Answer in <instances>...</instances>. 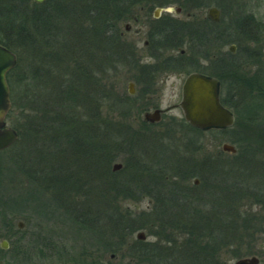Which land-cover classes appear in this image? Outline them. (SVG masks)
<instances>
[{
  "label": "trees",
  "instance_id": "1",
  "mask_svg": "<svg viewBox=\"0 0 264 264\" xmlns=\"http://www.w3.org/2000/svg\"><path fill=\"white\" fill-rule=\"evenodd\" d=\"M153 2L155 0H44L41 3L33 0H0V43L16 55L15 66L6 74L12 104L6 120L17 132L18 139L22 140L27 134L32 139L33 135L43 131L56 135L55 128L60 126L63 127L64 136L70 130L80 136L88 124L93 122L94 130L85 134L81 142L78 140L76 149L81 148L83 161L89 159L93 163L88 170L97 169L92 173L103 184V190L98 191L102 192L99 195H103L104 202L114 203L120 196H141L143 190L155 200L151 214L143 213L144 219L139 221V225L140 228L146 224L154 227L153 233L163 235L166 240L164 243L159 240H137L133 249L135 264H219L216 257L220 251L239 241L238 236L231 232L234 228L236 230L239 222H244L247 229L250 224L253 230L246 233L249 238H253L259 230L264 231V188L252 183L259 194H255L256 202H261L263 210L253 214L240 206L243 201L241 195L249 191V185L238 177H232L235 172L245 173L249 170V153H264V72L256 82L251 79L248 83L245 80L238 83L242 88L250 87V90L252 85L258 86L255 92L251 90L247 93L245 89L239 92L243 98L236 104L224 101L236 114L231 128L208 129L219 131L220 134L228 129L231 131L228 139L237 151L231 154L229 162L224 163L218 157H205L208 164H198L197 169L188 163V159H181L183 162H180L181 157L167 154V148L162 150L161 143H158L161 155L150 157V161L142 160L140 155L136 157V151L145 153V149L139 145V139L152 136L151 131L147 132L150 129L148 123L141 122L144 128L137 130L128 123H119L107 117L96 119L97 111H93V102L98 103L96 99L100 97L103 103L105 101L109 104L110 115L116 112L125 120L133 116L134 95H115L101 80L105 78L106 72L118 65L126 64L130 68L136 65L133 60L118 57L121 42L113 32L118 22L127 18L125 15L133 5ZM62 7L69 9L65 16L60 14ZM106 28L110 34L105 38ZM66 35H75L85 40L75 42L68 50V46H61ZM37 43H41L45 49L44 55L40 57L42 62L35 56H26L27 51L33 54L36 52ZM69 61L71 66H68ZM233 73H238V67L233 68ZM85 118L89 120L85 121ZM76 123L77 126H74ZM180 123L189 130L202 132L188 125L184 119ZM66 138L65 142L72 140L68 136ZM186 147L192 149L190 152L194 150L193 144L186 143ZM120 149L130 153L126 160V173L131 171L130 180H126L125 175V180L115 178L109 171L111 156ZM257 165L264 169V159L256 157L255 167ZM201 169L205 172L202 180L204 185L199 190L201 195L197 196L201 198L205 193L213 202L216 201L208 209L209 212L202 213L196 209L193 214H188L189 205L174 206L179 200L186 202V198L189 202L188 197H193L191 191L198 186L186 188L187 192L183 196H175L174 191L154 195L155 187H161V182L169 176L165 174L166 170L174 172V178L185 179L189 172L198 173ZM23 170L25 173L30 172L25 168ZM31 170L33 175H29L34 181L38 178V186L42 176H50L55 172L54 169L46 172L41 169ZM108 179L109 191L105 192V180ZM90 183L91 180L83 184ZM136 190L141 193L134 195L133 191ZM75 194L87 195L82 191ZM109 205L110 214L103 209L106 217L104 224H107L111 232L123 235L133 223H125L120 215L116 217ZM172 207L173 215H168ZM169 226H179L187 239L175 246L171 234H166Z\"/></svg>",
  "mask_w": 264,
  "mask_h": 264
},
{
  "label": "rangeland",
  "instance_id": "2",
  "mask_svg": "<svg viewBox=\"0 0 264 264\" xmlns=\"http://www.w3.org/2000/svg\"><path fill=\"white\" fill-rule=\"evenodd\" d=\"M209 1L211 2L210 5L217 2L222 8L221 27L224 37L222 38V57L228 56L225 52L230 44L236 45V53L231 57L238 63V73L234 74L233 81L236 80L237 90L240 92V85L237 83H243L244 80L245 83H248L251 79L256 82L263 76L264 0ZM60 9L62 16L67 15L68 8L63 9L62 7ZM247 14H251L253 20L257 22V25L254 26L253 24V32L250 31V23L244 18H240ZM177 18H184V16L180 15ZM135 27L136 25L132 24L130 36L134 34ZM121 29H123L122 26ZM84 40L75 35H66L61 46H68L67 49L70 50L69 47L73 46L75 42ZM37 45L36 52L33 54L27 51L26 56H35L42 62L40 57L44 55L45 49L41 43H37ZM59 49H61L60 46ZM141 61L144 63L152 60L142 58ZM68 66H71V61L68 62ZM136 71L135 68H130L126 64L124 66L118 65L105 73L106 76L101 80V83L115 95H123L128 93L127 83L136 77ZM134 86L135 110L133 116L125 120L116 112L110 115L109 104L105 101L103 103L99 97L98 100L96 99L98 103L93 102V111L94 113L97 111L96 119L107 117L112 121L128 123L133 129L142 130L144 127L141 126V122H145L142 115L147 105L140 103L139 99L136 98L139 85L135 84ZM158 92L161 97L160 107L165 108L166 104L174 100L180 93L179 83L170 78ZM111 116L115 117L112 118ZM92 117L94 119V116ZM182 119L180 109L172 107L162 115L160 121L146 122L150 128L147 132L151 131L152 136L139 139V145L145 149V153L136 151L135 156L140 155L142 160L149 159L150 161V157L162 154V146V150L167 148V154L181 157L180 162H183L181 159H188V163L193 164L197 169L198 164H201L200 166L204 162L208 164L207 157H218L224 163L229 162L232 153L222 151L220 148L223 142L235 147L228 139V135L231 134L229 129L221 134L218 133L219 131H209L208 129H200L202 132H196L181 124ZM84 120L89 119L85 118ZM63 122V126H65L66 123ZM74 126H77V123ZM93 126V122H90L80 136L74 135L73 131L70 130L69 134L66 135L72 139L70 142H65L66 136L63 134V127L60 126L55 128L56 135L43 131L41 134L33 135L31 139L27 134L23 140L19 138L10 148L0 151V232L2 233L11 222L15 221L14 224L18 220L24 222L23 229L19 230L14 237H8L11 264H72L78 260L97 258L102 259L107 264H135L133 249L137 240L165 242L166 239L163 235L153 233L154 227H149L146 224L140 228L139 221L144 219L143 213L151 214V207L155 203L153 198L145 194L146 191L143 190L142 193L140 190L133 191L134 195H137L138 192L142 194L134 198L118 195L120 197H115L114 203H107V201L105 203L103 195H99L102 192L98 190H103V184L99 182L98 176L93 175L97 169L88 170L89 165L93 163L89 159L83 161L80 153L81 148L76 149L78 140L81 142V138L85 134L92 132ZM243 135L240 134V136ZM158 143H161V146ZM186 143L194 145L192 152H190L192 149L186 147ZM129 156L130 153L124 149L114 151L108 167L115 178L123 180L125 175L126 180L131 179V171L126 173L128 171L126 160ZM256 157L262 160L264 153H249L247 159L249 170L245 173L235 172L232 175V177H238L249 185V191L241 195L243 201L240 206L243 210L248 211L249 209L253 214L263 211L261 202H256L255 194L258 192L252 184L255 182L257 186L264 188V169L258 165L255 167ZM118 163L120 168L114 169L113 165ZM24 168L30 171L27 173L28 175H33L31 169H41L45 172L54 169L55 172L53 171L50 176H42L40 186H38L37 176L34 177L37 178L36 182L30 176L23 174ZM201 170L198 173L189 172L185 179L174 178L172 176L174 172L170 173L169 170H166L165 174L169 176L161 182L163 183L161 187H155L154 195L158 192L171 193L174 191L175 196H183L187 192L186 188L193 186L194 179H198V187L191 191L194 198L188 197L189 202L187 198L185 199L186 202L179 200L177 204L174 203L176 204L174 206L185 207L189 205L188 214H193L196 209H200L202 213L209 212L208 209L215 205L216 201L213 202L205 193L201 198H198L201 195L199 190L203 189L202 186L204 185L202 180L205 178L204 169ZM89 180H91L89 185L83 184ZM46 185L52 187L47 188ZM129 185L132 184L129 183ZM79 191L87 195L85 197L82 194L76 195L75 193ZM108 191L109 179L105 180V192ZM197 194L200 195L197 196ZM9 197L14 198L8 199ZM109 204H111L113 214L116 217L120 215L119 217L125 223H133L123 235L111 232L107 229V224H104L106 217L103 209L110 214ZM9 208H13L14 211L12 212ZM173 212L174 208L172 207L168 215H173ZM13 215L17 216L14 221L11 220ZM248 226L247 229L244 227V222H239L236 230L235 228L232 229L231 232L238 236L240 242L238 241L231 247L220 251L216 257L219 264H234L237 259L250 256H257L260 260L259 264H264V231L259 230L253 238H249L246 233L253 229L249 223ZM138 232H141L144 237H137ZM166 234H171L175 246L187 239V235L179 226H169Z\"/></svg>",
  "mask_w": 264,
  "mask_h": 264
},
{
  "label": "flooded vegetation",
  "instance_id": "3",
  "mask_svg": "<svg viewBox=\"0 0 264 264\" xmlns=\"http://www.w3.org/2000/svg\"><path fill=\"white\" fill-rule=\"evenodd\" d=\"M210 3L209 0H155L149 4L138 3L128 10L125 15L127 18L124 21L118 22L117 29L113 32L118 35L121 42L118 47V57L122 56L133 60L136 63L133 68L137 70L136 77L127 83V87L129 83H132V92L129 87L127 92L129 95H134V85H139L136 98L139 99L140 103L147 105L143 114L159 109L161 119L162 115L170 108H179L183 81L188 74L195 72L217 79L218 99L222 105L231 110L234 118H236L233 108L224 104V101L236 104L243 98L239 96L236 80L233 81L235 76L233 68L238 65L236 61L232 60L236 53V45L230 44L225 52L228 56L222 57V8L217 2L214 5H210ZM211 8L217 12H210ZM180 15H183L184 18H177ZM240 18H244L250 23V31L253 32V27L257 25V22L253 20L251 14ZM132 24H135L136 27L133 30L134 34L130 36ZM109 34L110 31L106 28L105 38ZM142 58H150L152 61L142 63ZM170 78H173L174 82L175 80L178 81L180 93L174 100L167 103L165 108H161V97L158 91ZM251 87L253 91L250 90V87L245 88L244 86L242 88L240 86V92L244 89L247 93L255 92V88L258 86L252 85ZM150 108L152 109L149 110ZM192 127L200 130L197 127ZM18 137L17 134L15 141L7 148H10L18 140ZM236 151L232 154H235ZM22 171L24 175L30 176L24 170ZM198 185V179H194L193 186ZM9 209L14 211L13 208ZM13 216L11 220L14 221L17 216ZM14 222H11L2 233L0 232V262L2 264H11L12 262L9 260L11 254L9 253L8 237H14L24 227L22 220L16 221L15 224ZM77 263L107 264L100 258L95 261L93 259L92 261L78 260L72 264Z\"/></svg>",
  "mask_w": 264,
  "mask_h": 264
},
{
  "label": "water",
  "instance_id": "4",
  "mask_svg": "<svg viewBox=\"0 0 264 264\" xmlns=\"http://www.w3.org/2000/svg\"><path fill=\"white\" fill-rule=\"evenodd\" d=\"M40 3L43 0H33ZM215 11L214 8L210 12ZM16 55L7 47L0 43V150L11 145L17 138L16 131L7 126L6 116L11 109L9 86L6 80L7 72L14 67ZM132 83L128 84L132 92ZM179 108L184 120L190 125L199 129L224 128L234 123V115L231 110L222 105L218 99L217 79L192 72L186 76L181 89V100ZM143 119L147 121H158L160 110L155 109L145 112ZM222 151L235 152L236 148L229 143L221 144ZM120 167L114 164L113 168ZM137 237L143 238V234L138 232ZM257 256L243 257L237 259L234 264H258ZM0 264H2L0 262ZM77 264H101V263H77Z\"/></svg>",
  "mask_w": 264,
  "mask_h": 264
}]
</instances>
